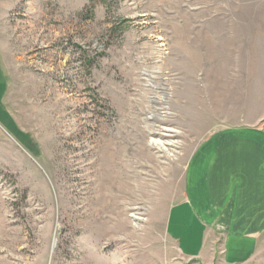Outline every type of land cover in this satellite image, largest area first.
<instances>
[{
    "label": "rangeland",
    "instance_id": "1",
    "mask_svg": "<svg viewBox=\"0 0 264 264\" xmlns=\"http://www.w3.org/2000/svg\"><path fill=\"white\" fill-rule=\"evenodd\" d=\"M263 125L264 0H0V264H198L190 160Z\"/></svg>",
    "mask_w": 264,
    "mask_h": 264
},
{
    "label": "crops",
    "instance_id": "2",
    "mask_svg": "<svg viewBox=\"0 0 264 264\" xmlns=\"http://www.w3.org/2000/svg\"><path fill=\"white\" fill-rule=\"evenodd\" d=\"M187 175L170 224L182 255L198 264H264V125L207 140Z\"/></svg>",
    "mask_w": 264,
    "mask_h": 264
},
{
    "label": "bare ground",
    "instance_id": "3",
    "mask_svg": "<svg viewBox=\"0 0 264 264\" xmlns=\"http://www.w3.org/2000/svg\"><path fill=\"white\" fill-rule=\"evenodd\" d=\"M154 146H156L160 150H167V146L170 145L169 143L162 142V141H155Z\"/></svg>",
    "mask_w": 264,
    "mask_h": 264
}]
</instances>
